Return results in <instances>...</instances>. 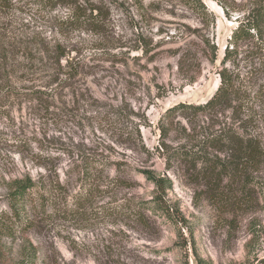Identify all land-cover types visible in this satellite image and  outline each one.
Wrapping results in <instances>:
<instances>
[{"label": "rangeland", "instance_id": "374dc122", "mask_svg": "<svg viewBox=\"0 0 264 264\" xmlns=\"http://www.w3.org/2000/svg\"><path fill=\"white\" fill-rule=\"evenodd\" d=\"M202 2L207 15L180 0H0L1 46L21 48L0 66V219L15 181L37 187L0 264H264V167L210 181L176 155L216 159L206 139L229 115L184 106L216 92L233 31L264 0Z\"/></svg>", "mask_w": 264, "mask_h": 264}, {"label": "trees", "instance_id": "16d2710c", "mask_svg": "<svg viewBox=\"0 0 264 264\" xmlns=\"http://www.w3.org/2000/svg\"><path fill=\"white\" fill-rule=\"evenodd\" d=\"M4 1L2 0V2ZM180 1L195 13L209 14L202 0ZM83 20H85L83 14L79 15L78 13L70 17L67 22L76 24ZM1 41L0 33V66H4V64L14 66L18 63L17 58L21 48L13 47L9 52L1 46ZM38 52L55 62V51L52 52L48 46ZM213 53L214 59H216V52ZM243 55H246L254 63V67L241 77L239 74H235L228 64L235 65ZM263 69L264 2L256 7L247 19L233 31L222 60V70L219 72L220 86L216 92L202 105L184 106L190 112L204 114L210 119L219 120V117L229 115L228 119L230 118L232 121L230 125L220 127L216 134L206 139L208 145L218 153L216 159H209L207 156L189 153L185 150H178L176 153L179 159L193 164L195 168L201 164L202 173L206 171V175L203 176L205 180L215 181L219 178V174L236 175L239 172L254 171L264 167V132H262L264 130L262 129L264 127V84L257 85V81L264 77ZM245 79L248 84H245ZM195 80L196 78L193 79V81ZM94 162L92 159L85 161L86 176L91 173L92 168L96 167ZM216 172L219 174L213 175ZM152 179L158 188L166 189L165 181ZM36 188V184L30 179L14 182L8 194V203L12 214L0 219V238L10 236L14 233L15 228L22 225L21 219L27 206L32 205L35 201L33 197ZM54 204L55 202H53ZM155 205L157 209L166 211L162 202L159 201Z\"/></svg>", "mask_w": 264, "mask_h": 264}]
</instances>
